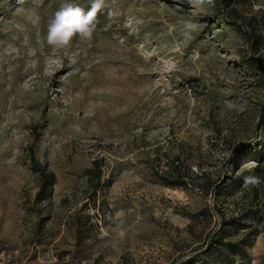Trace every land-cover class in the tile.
Returning a JSON list of instances; mask_svg holds the SVG:
<instances>
[{
  "label": "rangeland",
  "instance_id": "374dc122",
  "mask_svg": "<svg viewBox=\"0 0 264 264\" xmlns=\"http://www.w3.org/2000/svg\"><path fill=\"white\" fill-rule=\"evenodd\" d=\"M66 2L93 0H0V264H223L215 234L264 264V0H105L57 49ZM31 149L55 176L41 202Z\"/></svg>",
  "mask_w": 264,
  "mask_h": 264
},
{
  "label": "trees",
  "instance_id": "16d2710c",
  "mask_svg": "<svg viewBox=\"0 0 264 264\" xmlns=\"http://www.w3.org/2000/svg\"><path fill=\"white\" fill-rule=\"evenodd\" d=\"M221 3L224 4V6H230L232 3V0H221ZM251 45H252V41H251ZM248 60L251 63L259 62V64L257 63L259 70H264V63L259 61L254 55H249ZM247 146L248 145H244V149H243L244 151L242 152L250 153L251 155H254L255 152H252L251 149L248 148ZM255 150L257 153L256 159L261 158V156L263 155V151H264V141L256 144ZM29 156H30L29 159H30L31 167L33 171L39 176V186H38V192L36 194V200L38 202H41L46 198L47 194L50 193L52 187L54 186L55 176L51 171H49V169L45 165L43 166L35 159L33 149H31ZM172 166L173 168H175L174 163L172 164ZM92 173L95 175L96 178H100L101 173H102L100 161H97V160L93 161ZM227 179L228 181L229 180H234V181L239 180V178H231V177ZM240 179H241L240 185H243L245 183L244 176L243 177L241 176ZM163 181L165 185L170 186V187H180V188L186 189L190 186L189 184L185 182L184 177L179 172H173L171 174L169 173L167 176L164 177ZM191 187H192V190H198L200 193L204 195H206L208 193V190H210L209 188L210 186H207L205 182H200V184H193ZM247 217L248 215L245 214L244 212H242L239 216H230L227 218L222 217L218 224V226L220 227V231H224L226 227L228 226L231 227L235 225H238V226L245 225L244 223ZM221 245L227 247L228 249L226 253L222 254L224 257L221 260L223 264H233V260H232L233 254H236L239 257H244L246 255L245 250L241 246H239L237 243H234L232 241H224V239L222 238H217L215 234V236L209 237V241L206 243V248L203 251L202 256L207 254L208 251H210L212 247H218ZM197 258H198V254L190 256L188 260L183 264H197L198 263V261L196 260ZM200 264H205V263L200 262Z\"/></svg>",
  "mask_w": 264,
  "mask_h": 264
},
{
  "label": "clouds",
  "instance_id": "9594fccd",
  "mask_svg": "<svg viewBox=\"0 0 264 264\" xmlns=\"http://www.w3.org/2000/svg\"><path fill=\"white\" fill-rule=\"evenodd\" d=\"M104 6L105 0H93L87 10L76 3H64L48 25V44L59 49L68 46L76 35L86 40L91 39L96 29L98 13ZM184 27L194 31L197 25L191 21H185ZM245 182L255 184L257 178L249 176L245 178Z\"/></svg>",
  "mask_w": 264,
  "mask_h": 264
}]
</instances>
